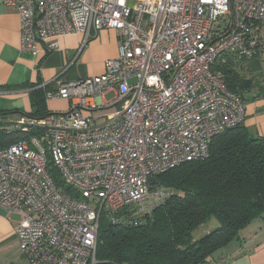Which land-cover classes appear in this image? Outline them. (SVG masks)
<instances>
[{"label":"built area","instance_id":"obj_1","mask_svg":"<svg viewBox=\"0 0 264 264\" xmlns=\"http://www.w3.org/2000/svg\"><path fill=\"white\" fill-rule=\"evenodd\" d=\"M6 3L20 18L21 49L35 57L67 35H84V48L93 33L117 34L119 54L103 75L58 81L45 94L47 102L68 101L69 111L7 119L26 134L0 149V215L20 217L29 263L98 264L103 217L119 224L129 205H162L171 191L152 189L153 179L206 160L216 137L245 123L247 103L218 68L264 60V0ZM100 107L115 110L98 125L85 111Z\"/></svg>","mask_w":264,"mask_h":264},{"label":"trees","instance_id":"obj_2","mask_svg":"<svg viewBox=\"0 0 264 264\" xmlns=\"http://www.w3.org/2000/svg\"><path fill=\"white\" fill-rule=\"evenodd\" d=\"M246 61H230L221 69L228 90L242 97L256 87ZM242 65L241 68L236 66ZM37 89L31 119L53 114L45 94ZM14 112H0V149L23 139L25 128L13 131L5 122ZM37 133L31 129V134ZM58 186L57 175L51 172ZM172 196L149 212L132 204L121 210L113 224L104 217L99 228L98 264H214L220 252L239 241L256 220L264 219V138L244 125L216 137L204 161L189 162L151 181ZM212 219L220 226L195 240L193 233Z\"/></svg>","mask_w":264,"mask_h":264},{"label":"crops","instance_id":"obj_3","mask_svg":"<svg viewBox=\"0 0 264 264\" xmlns=\"http://www.w3.org/2000/svg\"><path fill=\"white\" fill-rule=\"evenodd\" d=\"M138 1L127 0V4L134 6ZM20 25L17 10L6 0H0V112L16 113L8 118L10 120L32 113L37 89L51 91L58 81L101 76L106 62L119 54L117 34L105 29L93 33L84 48V35L72 34L61 37L59 48L50 53L41 45L35 57L21 49ZM262 33L264 36V24ZM245 66L249 78L257 85L252 92L244 94L247 116L243 125L253 136L264 138V60L254 59ZM46 103L51 113H64L70 108L68 101ZM85 112L93 115L92 111ZM19 220L17 215H0V264H30L22 254L17 236ZM217 260L214 264H264V219L253 222L239 241L219 253Z\"/></svg>","mask_w":264,"mask_h":264},{"label":"rangeland","instance_id":"obj_4","mask_svg":"<svg viewBox=\"0 0 264 264\" xmlns=\"http://www.w3.org/2000/svg\"><path fill=\"white\" fill-rule=\"evenodd\" d=\"M219 24H221V21L218 22V25ZM113 99H114V95L113 94H108L105 97L106 101H112ZM113 110H115V107H113V108L112 107H110V108L109 107L108 108L107 107H100L98 110L94 109L93 112H92L93 121L96 124L101 125L104 122V119L101 118V117L106 116L107 114H109ZM219 226H220V224L218 223V221L212 219L207 224H205V225L201 226L200 228H198L193 233V237H194L195 240H199L200 238H202L205 235L209 234L213 230L217 229Z\"/></svg>","mask_w":264,"mask_h":264}]
</instances>
